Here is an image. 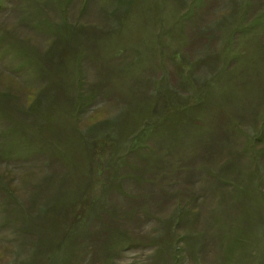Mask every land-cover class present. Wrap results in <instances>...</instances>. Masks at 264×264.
Returning <instances> with one entry per match:
<instances>
[{
    "label": "rangeland",
    "instance_id": "374dc122",
    "mask_svg": "<svg viewBox=\"0 0 264 264\" xmlns=\"http://www.w3.org/2000/svg\"><path fill=\"white\" fill-rule=\"evenodd\" d=\"M0 264H264V0H0Z\"/></svg>",
    "mask_w": 264,
    "mask_h": 264
}]
</instances>
